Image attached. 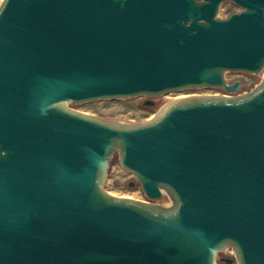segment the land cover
<instances>
[{
  "label": "water",
  "instance_id": "water-1",
  "mask_svg": "<svg viewBox=\"0 0 264 264\" xmlns=\"http://www.w3.org/2000/svg\"><path fill=\"white\" fill-rule=\"evenodd\" d=\"M222 1L0 3V264H264V0ZM201 86L238 92L72 106ZM114 156L148 199L107 190Z\"/></svg>",
  "mask_w": 264,
  "mask_h": 264
},
{
  "label": "rangeland",
  "instance_id": "rangeland-1",
  "mask_svg": "<svg viewBox=\"0 0 264 264\" xmlns=\"http://www.w3.org/2000/svg\"><path fill=\"white\" fill-rule=\"evenodd\" d=\"M238 7L226 3L221 11L222 15H228L233 11H237ZM262 74H251L242 71H231L226 74L228 82L233 80H241L242 87L239 92H245L252 89L261 80ZM191 94H222L219 87L214 86H201L193 87L186 90H176L168 92L164 95L156 97H128L118 99H98L87 102L74 103L72 106L77 110L86 112L89 114L99 115L105 118L123 120L127 122L144 121L149 119L160 106L167 100L176 98L179 96H186ZM151 99L155 102L153 105H145L144 101ZM135 180L134 176L125 170L117 156H114L110 163L108 179L106 181L107 190L116 196L130 197L140 200H145L144 194L139 183H135L134 186H130L129 183ZM166 197L160 201H165ZM223 255L229 258H234L233 250L228 248L224 250ZM218 264H228L224 261ZM231 264H237L235 261Z\"/></svg>",
  "mask_w": 264,
  "mask_h": 264
},
{
  "label": "flooded vegetation",
  "instance_id": "flooded-vegetation-1",
  "mask_svg": "<svg viewBox=\"0 0 264 264\" xmlns=\"http://www.w3.org/2000/svg\"><path fill=\"white\" fill-rule=\"evenodd\" d=\"M198 1H200V2H203V1H205V0H198ZM226 3H230V4H233V5H235V6H237L238 7V10L237 11H233V12H231V13H229L228 15H222L221 14V11H222V9H223V6H224V4H226ZM242 10V7L241 6H239V5H237L235 2H233L232 0H225V1H222L221 2V4H220V9H219V12H218V14H216V16H220V17H222V18H226V17H228V16H230L232 13H234V12H239V11H241ZM235 80H233V81H230L229 83H233ZM220 88V90L222 91V93H225V94H231V93H236V92H238V91H236V92H230V91H227V90H225L224 88H221V87H219ZM153 101V100H152ZM153 104H155V102L153 101ZM152 104V105H153ZM146 199H148L147 197H146ZM224 252V251H223ZM223 252H220L219 253V255H218V259H220V258H223V257H226L225 255H223ZM219 262H221V261H219Z\"/></svg>",
  "mask_w": 264,
  "mask_h": 264
},
{
  "label": "snow or ice",
  "instance_id": "snow-or-ice-1",
  "mask_svg": "<svg viewBox=\"0 0 264 264\" xmlns=\"http://www.w3.org/2000/svg\"><path fill=\"white\" fill-rule=\"evenodd\" d=\"M0 3H3V0H0Z\"/></svg>",
  "mask_w": 264,
  "mask_h": 264
}]
</instances>
